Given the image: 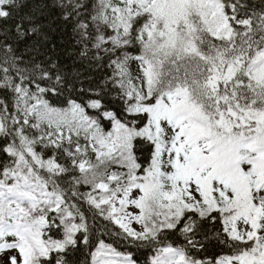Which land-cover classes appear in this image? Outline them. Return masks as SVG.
Wrapping results in <instances>:
<instances>
[{
	"label": "snow or ice",
	"instance_id": "6c2138e0",
	"mask_svg": "<svg viewBox=\"0 0 264 264\" xmlns=\"http://www.w3.org/2000/svg\"><path fill=\"white\" fill-rule=\"evenodd\" d=\"M0 264H264V0H0Z\"/></svg>",
	"mask_w": 264,
	"mask_h": 264
}]
</instances>
